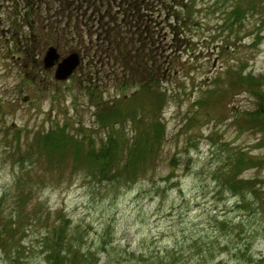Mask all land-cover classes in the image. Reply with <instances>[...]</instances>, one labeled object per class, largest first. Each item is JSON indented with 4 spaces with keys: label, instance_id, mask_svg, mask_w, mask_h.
<instances>
[{
    "label": "rangeland",
    "instance_id": "rangeland-1",
    "mask_svg": "<svg viewBox=\"0 0 264 264\" xmlns=\"http://www.w3.org/2000/svg\"><path fill=\"white\" fill-rule=\"evenodd\" d=\"M123 1L0 0V264H47L62 228L82 263L264 258V130L244 131L258 106L234 85L239 74H264V0H129L137 41L156 42L177 70L161 85L165 137L158 159L137 170L120 158L122 138L121 170L112 164L115 173L95 177L86 155L100 154L113 129L132 138L137 127H100L97 114L108 109L92 97L116 102L122 84L130 81L131 95L151 70L114 73L113 52L96 50L99 20L108 25L107 11L119 13ZM119 17L125 29L130 20ZM51 48L61 59L81 56L69 80L46 68ZM155 96L140 98L157 109ZM58 126L84 142L51 158L42 138Z\"/></svg>",
    "mask_w": 264,
    "mask_h": 264
},
{
    "label": "trees",
    "instance_id": "trees-1",
    "mask_svg": "<svg viewBox=\"0 0 264 264\" xmlns=\"http://www.w3.org/2000/svg\"><path fill=\"white\" fill-rule=\"evenodd\" d=\"M118 9L119 13L117 14H114L112 11H107V17L112 15V21L108 23V25H105L106 23L99 20V39L97 40L96 50L99 51L98 48L100 47L104 49L103 52H106V46H108L107 50H109V52L111 51V53L113 52L116 63V67L112 68L114 73H116L117 68L120 67L121 71L124 70L125 75L134 78L131 75H134L136 70L145 68L151 69L148 73H151V76L147 73L142 75L140 80L136 82L139 89H137L136 93L131 95L123 93V91L125 92L126 89L131 87L130 81L127 80L126 83L120 86L122 97L116 102L108 104L104 101H100V97H92V99H95L97 102L99 101L98 107H102V109L107 107L108 109V111H104L101 115L97 114L100 127H106L108 129L110 125H120L121 123L125 126L128 121H131V124L135 126V128L137 127L133 132L134 136L132 138L124 136L123 134V136H121L119 132L113 129L109 132L110 135L107 137L106 143H103V149H101L100 154L93 153L89 154V156L86 155L90 163L97 167V175L95 177H104L109 172L115 173V170H109V167L113 166L112 164L117 165L116 170L118 172L121 170L120 166L117 164L118 158L116 157H118L117 153H120L119 140L122 138L126 150L120 158H123V164L129 166L131 170L140 169L145 162H152L158 159L160 155L158 150L165 137L164 129L161 124V112L159 115L158 112L167 96L166 92L161 88V85L168 79V75H173L174 72L177 71L172 62L163 61V56L157 52L159 48L156 42L151 40L153 46L149 48L150 43L145 39L143 41H137L139 34H137L138 32L136 31L137 26H135V21L138 11L134 8V5L130 4L129 0H127L121 2ZM116 15H118L119 20L115 18ZM120 15L122 19L124 17V20H130V22L126 23L125 29H123V24L120 23ZM127 26H130V28L128 29ZM185 28L186 26L181 25L180 30H178L180 31L178 35L181 34L183 36L186 33ZM123 43L125 44L124 48L121 47ZM130 45H132V48ZM135 46H137V49L134 48ZM147 50L150 52L145 53ZM234 85L237 91H245L252 95V97L256 99V104L258 106L256 111L246 114L243 126L244 131H248L250 128L257 129L258 126H260V129L264 130V74L260 78H256L253 75L243 76L239 74L238 82L234 83ZM89 95L91 96L92 94L89 93ZM143 95H156L154 100L158 103L159 107L154 109L153 104L141 100L140 97ZM99 111L101 110H98V112ZM155 132L156 136H154ZM89 140L92 139L90 138ZM67 142L81 149L84 138L67 134L64 129L58 126V130H51L43 136V151L53 158L57 153L62 152V149L67 146ZM91 143L93 144L92 141ZM61 145H63L62 148L58 150ZM92 152L95 151L93 150ZM81 154L82 153L79 152V156ZM241 158L244 160V155L242 153ZM248 163L250 164L252 162ZM63 225L65 224L63 223ZM61 231L58 237V245L52 247L50 244H47L46 246V249H50L47 253V264H96L90 263L89 258L84 259V263L80 262L81 258L77 256L80 251L73 245V241L76 239L69 237L67 235V230L62 228ZM74 251L76 252L73 253ZM88 257L92 258V255H88ZM151 264H156V262H151ZM249 264H264V258H250Z\"/></svg>",
    "mask_w": 264,
    "mask_h": 264
},
{
    "label": "water",
    "instance_id": "water-1",
    "mask_svg": "<svg viewBox=\"0 0 264 264\" xmlns=\"http://www.w3.org/2000/svg\"><path fill=\"white\" fill-rule=\"evenodd\" d=\"M57 60H58L57 52L56 50L52 49L46 58L47 67L53 66L55 61ZM78 65H79V58L77 55H72L69 58L65 59L63 63L59 65L56 76L57 79L66 80L77 69Z\"/></svg>",
    "mask_w": 264,
    "mask_h": 264
}]
</instances>
